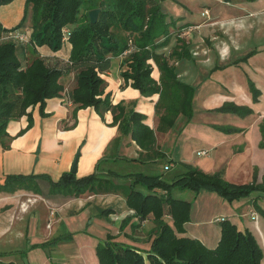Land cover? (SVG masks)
Masks as SVG:
<instances>
[{"label":"crops","instance_id":"obj_1","mask_svg":"<svg viewBox=\"0 0 264 264\" xmlns=\"http://www.w3.org/2000/svg\"><path fill=\"white\" fill-rule=\"evenodd\" d=\"M162 4L179 19L177 24L188 25L181 37L188 44L189 57L174 59L173 64L178 80L194 88L192 117L186 121L179 114L174 123L162 126L155 109L159 94L143 95L126 84L120 75L122 56L111 57L110 67L101 74L107 83L105 92L114 104L121 102L143 114V122L154 132L153 145L140 147L130 133L123 134L118 124H111L110 111L102 119L93 107L75 109L69 100L75 74L68 71L60 79L64 86L60 97L46 101V115L36 105L29 126L26 116L8 122L7 134L0 136L1 183L7 175L17 174H47L56 180L70 171L78 151L76 177L97 173L123 183L140 173L167 179L181 162L205 173L218 172L231 183L262 182L264 0H163ZM23 15L20 28L31 31L32 10L25 0L0 5L3 28L14 27ZM175 44L176 38H171L158 53ZM69 49L66 45L54 52L38 46L35 54L60 66L62 60L67 61ZM17 53L23 64L35 56L29 45L18 46ZM150 63L151 76L158 81V68ZM249 81L260 92L256 101ZM225 104L248 107L252 112L238 115L217 110ZM37 183L39 193L0 190V263L25 264V257L28 264H99L96 244L108 234L144 255L150 248L153 221L135 216L119 191L50 195L46 180ZM176 190L173 195L179 198ZM183 199L192 204L189 220L178 236L214 248L220 239V221L227 219L239 230L251 232L262 248L264 264V191L232 202L207 190L191 192ZM165 220L172 226L169 216Z\"/></svg>","mask_w":264,"mask_h":264},{"label":"trees","instance_id":"obj_2","mask_svg":"<svg viewBox=\"0 0 264 264\" xmlns=\"http://www.w3.org/2000/svg\"><path fill=\"white\" fill-rule=\"evenodd\" d=\"M11 1L0 0V5ZM162 1L25 0V6L32 10L29 41L23 45L11 41L0 43V135L7 134L10 120L22 116L27 117L29 126L36 105L39 113L46 115V101L60 97L64 90L60 79L73 71L75 85L69 92V100L76 105L75 109L93 107L102 119L110 111L111 124H118L123 134L130 133L140 147L152 146L154 132L143 122L145 116L121 102L114 104L110 93L105 92L107 83L101 74L110 67L111 57L116 56H122L124 69L120 75L126 84L129 82L143 95L159 94L155 109L162 126L174 123L179 114L188 121L193 114L194 88L178 80L173 64L174 59L189 57L188 44L181 37L188 25L177 24L179 19L169 14ZM94 8H98L99 13L96 22L91 24L88 12ZM24 20L25 15L11 28H3L0 24V35L12 28L20 29ZM64 28L69 29L66 41L62 39ZM172 31H175V46L168 55L158 53L169 43ZM26 45L34 54L38 46H46L54 52L66 45L70 49L63 66L50 65L38 54L23 64L17 50L18 46ZM130 48V52L124 54ZM150 60L158 68V81L151 76ZM249 88L256 101L259 90L250 81ZM217 110L238 115L252 112L248 107L234 104H225ZM260 132V146L264 147V119ZM38 179L48 182L50 195L119 191L135 216L140 220L151 218L154 237L145 255L129 244L113 241V236L108 234L96 244L99 264H262L263 251L255 237L247 230H239L227 219L220 221V239L214 248L206 247L198 239L178 236L177 232H182L184 223L189 220L192 201L176 198L173 190H190L195 194L207 190L232 202L255 191H264V178L261 183L236 184L225 180L218 172L205 173L179 162L167 179L137 173L133 181L114 183L97 173L76 177L75 173L65 171L56 180L47 174H17L7 175L0 182V190L27 189L39 193ZM254 206L259 209L257 204ZM104 213L108 215L110 211ZM166 215L171 218L172 226L165 220Z\"/></svg>","mask_w":264,"mask_h":264},{"label":"built area","instance_id":"obj_3","mask_svg":"<svg viewBox=\"0 0 264 264\" xmlns=\"http://www.w3.org/2000/svg\"><path fill=\"white\" fill-rule=\"evenodd\" d=\"M62 34H63V41L67 40L68 34H69V29L64 28L62 29ZM29 31H24L21 28H12L9 29L7 31H4L1 35H0V43H4V42H14L16 44H26L29 41ZM131 48L126 50L124 52V54H128L130 52ZM166 169L168 168V166L165 167Z\"/></svg>","mask_w":264,"mask_h":264},{"label":"water","instance_id":"obj_4","mask_svg":"<svg viewBox=\"0 0 264 264\" xmlns=\"http://www.w3.org/2000/svg\"><path fill=\"white\" fill-rule=\"evenodd\" d=\"M98 13H99V9L98 8H94V9H91L89 12H88V16H89V20H90V23L93 24L96 22L97 20V17H98ZM79 156V151L76 153L74 159H73V162H72V166H71V169L70 171L72 173H75L76 172V166H77V158ZM23 261L25 264H28L27 262V259L24 257L23 258Z\"/></svg>","mask_w":264,"mask_h":264},{"label":"rangeland","instance_id":"obj_5","mask_svg":"<svg viewBox=\"0 0 264 264\" xmlns=\"http://www.w3.org/2000/svg\"><path fill=\"white\" fill-rule=\"evenodd\" d=\"M84 10L82 9L81 10V12H83ZM175 31H172V36H171V38H175ZM161 49V48H160ZM159 51V50H158ZM169 52H170V50L168 49V50H166V52H163V54L164 53H166L167 55L169 54ZM62 64L61 63H58V64H60V66H63V64H64V60H62ZM66 62V61H65ZM49 63V62H48ZM52 63H54V62H52ZM1 136V135H0ZM176 191H178L179 192V194L177 195L179 198H187L188 197V195H190L191 194V192L192 191H190V190H179V189H177Z\"/></svg>","mask_w":264,"mask_h":264}]
</instances>
